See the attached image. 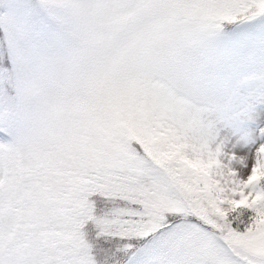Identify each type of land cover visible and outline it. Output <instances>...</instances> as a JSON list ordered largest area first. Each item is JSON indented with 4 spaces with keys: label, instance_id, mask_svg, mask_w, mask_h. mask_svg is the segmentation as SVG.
<instances>
[{
    "label": "snow or ice",
    "instance_id": "snow-or-ice-1",
    "mask_svg": "<svg viewBox=\"0 0 264 264\" xmlns=\"http://www.w3.org/2000/svg\"><path fill=\"white\" fill-rule=\"evenodd\" d=\"M0 264H264V0H0Z\"/></svg>",
    "mask_w": 264,
    "mask_h": 264
},
{
    "label": "clouds",
    "instance_id": "clouds-1",
    "mask_svg": "<svg viewBox=\"0 0 264 264\" xmlns=\"http://www.w3.org/2000/svg\"><path fill=\"white\" fill-rule=\"evenodd\" d=\"M142 54V53H141Z\"/></svg>",
    "mask_w": 264,
    "mask_h": 264
}]
</instances>
